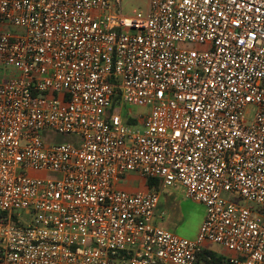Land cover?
<instances>
[{
  "label": "built area",
  "instance_id": "obj_1",
  "mask_svg": "<svg viewBox=\"0 0 264 264\" xmlns=\"http://www.w3.org/2000/svg\"><path fill=\"white\" fill-rule=\"evenodd\" d=\"M123 1L0 0V264H264V0ZM179 186L195 239L155 223Z\"/></svg>",
  "mask_w": 264,
  "mask_h": 264
},
{
  "label": "rangeland",
  "instance_id": "obj_2",
  "mask_svg": "<svg viewBox=\"0 0 264 264\" xmlns=\"http://www.w3.org/2000/svg\"><path fill=\"white\" fill-rule=\"evenodd\" d=\"M148 5V0H124L123 1V13L129 14L136 10H145ZM15 72L12 70H4L0 67V81L6 80ZM249 116L250 121L254 118V110ZM121 112L125 114L131 112L134 117L145 115L148 112L147 108L143 107H130L125 106L121 109ZM44 136L47 143L61 144L64 142L73 141L72 136L61 135L54 131H44ZM136 185H142L141 181H138V175H132ZM224 197L236 204L244 205L243 199L238 194L225 193ZM24 221L30 223L33 216L25 215L26 212L21 210ZM164 213V215H162ZM205 214V208L203 205L188 198L185 194V189L181 186L166 189L162 192L161 200L157 212V218L155 223L174 234H177L183 238L195 239L198 235L199 229L202 225V221ZM211 248L215 251L218 257L225 256L227 251L219 246L212 245Z\"/></svg>",
  "mask_w": 264,
  "mask_h": 264
},
{
  "label": "trees",
  "instance_id": "obj_3",
  "mask_svg": "<svg viewBox=\"0 0 264 264\" xmlns=\"http://www.w3.org/2000/svg\"><path fill=\"white\" fill-rule=\"evenodd\" d=\"M132 122H135L134 120ZM157 182L148 181L150 186L156 185ZM201 260H203L206 264H224L226 262L227 257L221 256L218 257L215 252L205 249L200 256ZM210 258V259H209Z\"/></svg>",
  "mask_w": 264,
  "mask_h": 264
},
{
  "label": "crops",
  "instance_id": "obj_4",
  "mask_svg": "<svg viewBox=\"0 0 264 264\" xmlns=\"http://www.w3.org/2000/svg\"><path fill=\"white\" fill-rule=\"evenodd\" d=\"M129 179H130V181L129 182H127L126 184H124V186H122V188L123 189H125V190H128V191H137V190H139V189H141L142 188V185H136V183H135V180H134V178L132 177V175H130L129 176ZM161 200V199H160ZM160 204V203H159ZM204 218H205V214H204ZM204 218H203V221H204ZM202 221V222H203ZM212 246V245H211ZM211 246H208V250H211V251H213V252H215L212 248H211ZM228 252H227V254L225 255L226 257H228Z\"/></svg>",
  "mask_w": 264,
  "mask_h": 264
}]
</instances>
